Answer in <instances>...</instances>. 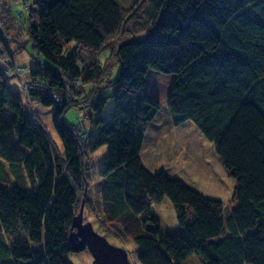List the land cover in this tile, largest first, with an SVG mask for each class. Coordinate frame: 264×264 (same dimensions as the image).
<instances>
[{
  "label": "trees",
  "instance_id": "1",
  "mask_svg": "<svg viewBox=\"0 0 264 264\" xmlns=\"http://www.w3.org/2000/svg\"><path fill=\"white\" fill-rule=\"evenodd\" d=\"M22 3L11 15L38 60L24 101L0 27V264H72L83 205L132 238L140 264H264V0H144L130 14L121 0ZM130 22L142 29L109 44ZM31 104L52 108L62 149ZM164 105L214 145L236 181L230 206L143 162V126ZM103 147L101 168L91 157ZM165 198L173 232L153 214Z\"/></svg>",
  "mask_w": 264,
  "mask_h": 264
},
{
  "label": "rangeland",
  "instance_id": "2",
  "mask_svg": "<svg viewBox=\"0 0 264 264\" xmlns=\"http://www.w3.org/2000/svg\"><path fill=\"white\" fill-rule=\"evenodd\" d=\"M143 1L121 0V3L127 9V13H129L133 11L137 4L143 3ZM32 5L33 2L29 3L28 7H32ZM10 6H12V9ZM11 10L15 12V17L21 15V12H24L22 0H0V27L5 35L7 46L11 50L13 57L16 58L15 61L18 65L14 71H11L12 74L15 73L12 77L13 86L26 101V92L22 85L30 78L29 69L35 66L32 61L38 60V58L29 55L25 51V44L23 46L20 45L23 40V34L18 31H22L21 28L23 27H21L16 18L12 17ZM24 29L26 30L27 27L24 26ZM141 29L142 25L135 26V24L130 22L120 29L121 34L110 40L109 44L117 43L118 38L123 33H128V35L136 34ZM109 55V49L103 51L101 61L105 62ZM4 59H6V54L0 48V67L5 66ZM111 60L114 62L113 58ZM31 84L34 85L33 83ZM77 85H80V83ZM113 106L114 102H110L107 111L104 112L105 115L110 116ZM30 107L35 109L37 114L36 121L50 131L52 139L62 149L61 141L54 130L52 122V108L42 107L38 104H31ZM87 119L88 117L85 116L84 123ZM65 120L70 125L77 122V114L74 107L68 110ZM84 123L77 127L78 134L85 133ZM90 124L88 122V128ZM143 129L146 140L143 145L142 160L151 171L158 172L165 169L170 176L182 179L187 185L206 197L222 200L228 206L232 202L234 203L232 199L236 181L222 164L214 145L204 138L193 123L186 122L181 126H175L173 124V115L168 107L164 105L155 119L144 125ZM94 134L93 131L92 138ZM91 158L94 162H100L99 167H104L107 161V148L103 147ZM87 159H89V153L87 154ZM153 214L159 218L164 232H173L179 229L174 206L168 198L153 206ZM83 221L85 224L91 222L98 233H103L106 229L108 240L114 245L125 248L133 264H140L136 257V245L131 237L122 235V233L123 237L113 234L116 228L110 223H104L101 227L97 215L90 207L85 206ZM192 257L191 259L189 258L190 260L187 264H202L197 256ZM71 262L72 264H92L93 257L88 250L77 251L71 257Z\"/></svg>",
  "mask_w": 264,
  "mask_h": 264
},
{
  "label": "water",
  "instance_id": "3",
  "mask_svg": "<svg viewBox=\"0 0 264 264\" xmlns=\"http://www.w3.org/2000/svg\"><path fill=\"white\" fill-rule=\"evenodd\" d=\"M83 208L75 217L71 243L76 251L88 249L93 257L92 264H133L125 248L112 244L107 237L98 233L91 222L83 223Z\"/></svg>",
  "mask_w": 264,
  "mask_h": 264
}]
</instances>
